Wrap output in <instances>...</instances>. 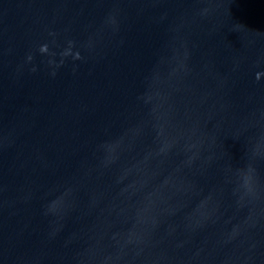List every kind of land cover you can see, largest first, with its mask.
I'll list each match as a JSON object with an SVG mask.
<instances>
[{"label":"water","instance_id":"obj_1","mask_svg":"<svg viewBox=\"0 0 264 264\" xmlns=\"http://www.w3.org/2000/svg\"><path fill=\"white\" fill-rule=\"evenodd\" d=\"M0 264H264V0H0Z\"/></svg>","mask_w":264,"mask_h":264},{"label":"clouds","instance_id":"obj_2","mask_svg":"<svg viewBox=\"0 0 264 264\" xmlns=\"http://www.w3.org/2000/svg\"><path fill=\"white\" fill-rule=\"evenodd\" d=\"M257 78H259V77H257Z\"/></svg>","mask_w":264,"mask_h":264}]
</instances>
